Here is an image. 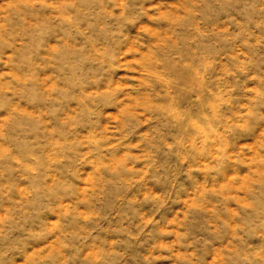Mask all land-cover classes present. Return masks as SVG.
Here are the masks:
<instances>
[{
    "label": "rangeland",
    "instance_id": "rangeland-1",
    "mask_svg": "<svg viewBox=\"0 0 264 264\" xmlns=\"http://www.w3.org/2000/svg\"><path fill=\"white\" fill-rule=\"evenodd\" d=\"M0 264H264V0H0Z\"/></svg>",
    "mask_w": 264,
    "mask_h": 264
}]
</instances>
